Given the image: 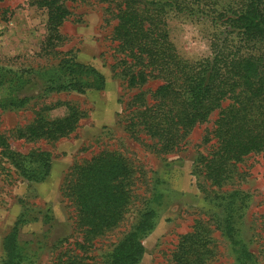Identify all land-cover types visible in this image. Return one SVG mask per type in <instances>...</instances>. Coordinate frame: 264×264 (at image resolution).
Returning <instances> with one entry per match:
<instances>
[{
    "label": "rangeland",
    "instance_id": "1",
    "mask_svg": "<svg viewBox=\"0 0 264 264\" xmlns=\"http://www.w3.org/2000/svg\"><path fill=\"white\" fill-rule=\"evenodd\" d=\"M30 2L0 0V76L4 77L0 84V138L5 139V144L0 142V262L5 255V238L16 228L19 242L38 246L33 245L37 254L26 264H59V259L72 255L81 264H103L112 248L137 225L141 214L154 206L152 227L141 237L144 253L139 264H170L180 236L198 223L207 226L212 238L208 264H235L227 241L215 228L220 208L208 195L239 189L249 196L242 237L264 264V150L237 162L235 173L222 187L209 185L198 155L208 152L210 141L203 143V137L213 127L216 111L207 122L196 124L173 151L156 152L155 140L143 131L129 133L124 120L129 106L140 107L130 103L133 96L147 91L145 98L150 103V92L159 81L127 86L112 39L116 23L113 5L107 8L98 0H60L68 10L58 28L62 38L48 45L46 9ZM165 26L177 52L189 61L211 58L213 43L221 37V28L189 14H169ZM69 57L102 73L103 88L84 93L49 91V85L55 87L49 79L60 75L59 62ZM22 72V82L16 86L14 74ZM10 97L27 100L15 107L1 104ZM70 107L77 110L79 119L66 135L53 140L17 137L19 129L31 125L41 114L54 119L68 114ZM8 150L47 151L50 169L46 178L36 181L17 174L4 154ZM102 150L123 155L130 162L132 176L119 221L89 235L77 226L76 210L62 195L61 185L73 163ZM48 210L51 220L46 223Z\"/></svg>",
    "mask_w": 264,
    "mask_h": 264
},
{
    "label": "trees",
    "instance_id": "2",
    "mask_svg": "<svg viewBox=\"0 0 264 264\" xmlns=\"http://www.w3.org/2000/svg\"><path fill=\"white\" fill-rule=\"evenodd\" d=\"M113 5L116 23L112 29L115 48L120 53L123 74L128 87L157 80L158 85L133 96L124 120L131 134L143 131L155 140L156 152H170L200 123L207 122L217 111L213 127L203 137L210 141L208 152L198 155L203 177L214 188L222 187L235 173V164L249 153L264 150V0H98ZM32 5L47 12L48 45L61 38L58 28L68 15L60 0H31ZM189 14L208 19L221 28V37L213 43L212 57L196 61L183 58L169 38L165 17ZM60 75L49 80V91L64 89L84 93L100 90L105 78L95 67L63 58ZM22 73H15L16 86ZM0 76V84L3 83ZM26 98L10 97V107L21 106ZM2 102V101H1ZM129 103V104H130ZM225 103V104H224ZM48 109V108H46ZM58 118L41 114L17 137L30 140H53L72 131L78 112ZM1 144L5 139L0 138ZM7 159L20 176L41 181L50 169L47 151L28 153L6 151ZM130 162L116 151L102 150L88 159L75 162L65 174L61 192L76 210V224L87 234L96 235L114 226L125 211ZM220 192V191H219ZM208 195L220 208L215 228L227 241L235 264H263L251 252L242 237L243 215L249 196L239 189ZM154 206L141 214L137 225L106 255L103 264H139L144 247L141 237L152 227ZM45 222L51 220L47 211ZM264 233V219H263ZM17 230L6 236L5 255L0 264H26L37 254L33 242L21 243ZM209 229L198 223L192 231L180 236L170 264H208L212 251ZM62 239L52 243L55 246ZM33 245L35 247H33ZM36 249H33V248ZM65 254V253H63ZM59 264H81L73 257L59 259Z\"/></svg>",
    "mask_w": 264,
    "mask_h": 264
}]
</instances>
